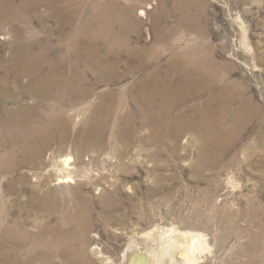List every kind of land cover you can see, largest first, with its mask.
Segmentation results:
<instances>
[{
    "label": "rangeland",
    "instance_id": "1",
    "mask_svg": "<svg viewBox=\"0 0 264 264\" xmlns=\"http://www.w3.org/2000/svg\"><path fill=\"white\" fill-rule=\"evenodd\" d=\"M12 3L0 0V78L21 65L20 50L40 52L47 70L72 42L85 45L90 36L99 39L101 62L116 65L87 70L84 96L37 99L16 88L47 117L61 112L64 119L53 125L43 156H23L8 135L0 149V264H128L133 254L152 264L161 233L202 235L207 246L191 264H264V0ZM105 3L128 46L112 43L113 34L110 46L93 24ZM87 22L93 26L81 34ZM192 49L212 53L219 79L212 89L200 81L201 92L186 97L173 59ZM27 80L21 74L3 81ZM232 84L239 95L218 131V94ZM243 100L248 107L239 117ZM17 105L0 101L2 119L3 107ZM66 156L70 166L63 165ZM64 175L72 182H60Z\"/></svg>",
    "mask_w": 264,
    "mask_h": 264
},
{
    "label": "bare ground",
    "instance_id": "2",
    "mask_svg": "<svg viewBox=\"0 0 264 264\" xmlns=\"http://www.w3.org/2000/svg\"><path fill=\"white\" fill-rule=\"evenodd\" d=\"M4 1L7 4H10L11 6L16 5L12 3L14 2V0H4ZM53 2L55 4V7H60V5L66 3V0H59V1L53 0ZM19 8L21 7H17L18 10ZM124 10L125 9H121L118 11L119 13L118 15L120 18L122 17ZM141 13L144 14L145 11L142 10ZM117 18L118 16H116V14L113 13L112 4L105 3L99 7V11L97 15L94 16L93 24H96L97 27L99 26L101 28V30L99 29L100 31H102L100 36L107 38V42L111 39L110 35L113 34L112 37L114 38V40L112 43L121 42L124 46H128V40L123 37V32H122L123 29L122 30L116 29L114 25V21H116ZM118 21L120 20L118 19ZM93 24L92 22H87L80 31V33L84 35L88 33L89 28L92 27ZM121 24L123 23H120V25ZM98 40H99L98 37L96 38L90 36L89 42L85 45L79 46L77 42H72L71 46L66 47L64 52L61 53V55L58 57L59 59L57 58L55 61L52 59V62L50 61V63L47 66V70L44 69L46 67L45 64H42L39 61H37L40 52L39 53L33 52L30 48H26L18 51V55L22 58L23 62L21 63V65L15 66L12 69H7L5 75L2 78H0V101L5 102L9 98H12L13 102L18 104L17 107L12 106L7 108L5 107L2 108V111H4V118L2 119L1 117L2 114H1L0 115V135H1L0 149L6 146L8 140L6 136L8 135L12 138V143L14 144V147L15 146L19 147L20 152H22L23 156L25 157H29V158L38 157V156L40 157L47 152V148L50 145V136L53 134L52 133L53 125L57 121L62 122V120L64 119V114L60 112L59 114L54 116L53 119H52V114H50L49 117H47L46 113L44 112V109L41 108L39 104L35 102L28 103L25 100H21L20 97L18 96L19 94L16 93L15 90L17 87H21L23 89L26 88L29 91L27 93H29L32 97H35L37 99L38 98L52 99V97L55 96L63 100L67 96H75L77 94L79 96L81 95L84 96L85 94H87V88L84 87L86 81L88 80L87 70L92 69L93 71V67L113 70L116 65V63L114 62H107L108 59L105 60L104 64L103 62H101L103 61L102 58L103 56H101V53L99 52V47L97 43ZM112 43L108 42V44H111L110 46H112ZM111 50L112 49H108V51L105 52L106 58H108L112 54ZM127 51H129L128 48ZM129 52H130L129 55L132 56L141 53L139 49H132ZM73 54H75L77 57L74 61L72 59ZM101 63L102 65H104L103 67L102 66L100 67ZM173 65H174L173 69L175 73L181 76L182 81L180 83V86H182L181 90L183 92H186L187 94L186 97L189 96V94L201 92L202 85L200 81H203L207 89H212L215 86L216 81L219 79L220 65L217 64V61H215L210 51L209 52L202 50L200 51L196 49L185 51L183 53L176 55V57L173 59ZM64 68L66 69L65 72H63ZM21 74H26L28 80L17 81L16 85H12L11 81L7 83H4L3 81L7 78L8 75L20 76ZM151 74L153 73L149 74L148 82H150L152 79ZM161 79L163 80L164 85L167 86L171 82L170 77H161ZM236 87L237 86L233 84L225 85V86L223 85L221 91L218 94V97L221 98L224 102V104H222L223 106L222 105L217 106L219 109L218 110L215 109L216 111H214V119H215L214 123L216 124L215 128L218 131L220 130L221 119L227 113L226 109L231 107L233 99L238 97L239 95V90ZM165 93H166V89H165ZM216 96H217L216 94L212 95L209 102L213 103V98H215ZM247 103L248 102L246 100H243L240 103L239 106L240 113H238L239 117L243 116L242 115L243 113H246L245 105L247 106L248 105ZM159 109L160 111H162L161 110L162 106ZM210 114L212 116V113ZM8 118L9 120L6 121V119ZM38 122H46V124L45 125L43 124L44 126H40L38 125ZM19 129H22V133L18 132L20 134H18L17 136V131H19ZM2 157H3V153L0 151V165L2 163ZM6 157H10V158L13 157L14 159L16 158L13 152L6 153ZM71 161H72V156H66L63 159V165L70 166ZM60 182H66V183L72 182L71 175L62 176L60 178ZM149 234L147 233L143 237V239H146L147 236L149 237ZM156 237L158 241L157 249L158 252L160 253V256L159 255L155 256L152 264H161L162 261L161 257L167 255L170 256V258H172L173 260L178 258V262H175L176 264H191V262L197 259L196 253L207 246L206 242L203 240L202 235H191L190 238L187 239L183 235L181 236L177 235L176 237L168 238L165 233H161V234H157ZM154 239H155V235H154ZM128 264H147V260L144 258L140 259L138 258V256L136 257V255L133 254L130 256L128 260Z\"/></svg>",
    "mask_w": 264,
    "mask_h": 264
}]
</instances>
